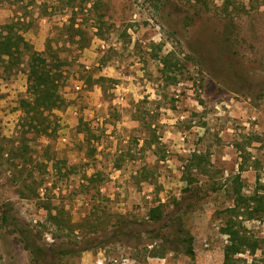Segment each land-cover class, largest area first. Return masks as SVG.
Here are the masks:
<instances>
[{"label": "rangeland", "instance_id": "rangeland-1", "mask_svg": "<svg viewBox=\"0 0 264 264\" xmlns=\"http://www.w3.org/2000/svg\"><path fill=\"white\" fill-rule=\"evenodd\" d=\"M53 1L0 0V25L34 18L26 39L69 60L47 133L23 119L26 63L0 61V207L44 248L36 260L0 216V264H224L228 219L262 238L264 218L232 208L238 173L244 194L264 192V0H90L77 14ZM73 17L81 50L61 34ZM233 260L264 264V243Z\"/></svg>", "mask_w": 264, "mask_h": 264}, {"label": "trees", "instance_id": "trees-1", "mask_svg": "<svg viewBox=\"0 0 264 264\" xmlns=\"http://www.w3.org/2000/svg\"><path fill=\"white\" fill-rule=\"evenodd\" d=\"M35 2L36 0H29L27 8L33 6ZM53 2L51 9L55 10H72L76 14L78 13L77 10H93L89 6L90 0H54ZM48 9L49 7L46 2L39 5V10ZM32 20L27 24L18 19L17 22L12 21L0 25V61L10 71L24 62L26 63L27 90L26 94L20 99L21 107L24 111L23 119L28 126H34L39 131L37 124H34V118L39 114L42 117L40 119L41 131L47 133L52 127L50 112L54 109L62 108L66 104V99L60 93V85L65 78L66 71H64V66L66 63H69V60L67 57L62 59L59 55L58 47L52 46L50 41L45 50H38L26 39L24 32H21L20 29L29 27ZM70 21L63 24L61 34L66 35L68 43H75L78 50L88 47L90 37L86 35L87 30L81 25L76 26L74 17ZM98 31L99 33L101 32L100 29ZM108 80L110 78L100 76L97 81L104 84ZM93 81L92 77L90 78L89 76L90 84ZM76 87L80 88L79 84ZM79 131L89 134L91 133V128L87 122H81ZM194 159L199 161L201 158L195 154ZM240 178L239 173L234 178L233 192L235 193V202L232 209L239 208V202L241 201L244 202V208L246 209L243 214L248 218H264V192L257 188L251 194H244ZM87 179L91 182L93 177H88ZM262 188L264 189V186ZM48 209L50 217L58 222V216L52 214L51 208L48 207ZM0 216L5 223L13 225L14 229L20 232L25 247L31 250L36 260L40 259L44 248L43 245L36 242L31 229L23 227L17 218L12 216L8 210H2L1 207ZM163 217L162 204H157L149 209L148 218L150 220L159 221ZM175 221L179 230L176 241L183 245V252L185 254L194 258L196 255L194 236L183 228L184 222L182 217L177 216ZM226 223L224 229L231 236V244L225 248L224 264H234L233 255L235 253L243 251L246 248L254 252L261 245V242L264 243V235L260 239L252 238L247 236L246 232H241V228L237 227L235 221L232 219H228ZM157 236L162 239L164 238L161 235V230L157 233ZM166 239L167 241L171 240ZM162 247L164 248V246ZM155 255H159V253L155 252Z\"/></svg>", "mask_w": 264, "mask_h": 264}]
</instances>
